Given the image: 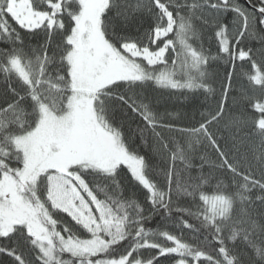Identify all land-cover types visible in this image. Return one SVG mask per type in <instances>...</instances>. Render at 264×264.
<instances>
[{"label":"snow or ice","instance_id":"6c2138e0","mask_svg":"<svg viewBox=\"0 0 264 264\" xmlns=\"http://www.w3.org/2000/svg\"><path fill=\"white\" fill-rule=\"evenodd\" d=\"M0 264H264V0H0Z\"/></svg>","mask_w":264,"mask_h":264},{"label":"trees","instance_id":"16d2710c","mask_svg":"<svg viewBox=\"0 0 264 264\" xmlns=\"http://www.w3.org/2000/svg\"><path fill=\"white\" fill-rule=\"evenodd\" d=\"M241 2L245 3L246 0H241ZM253 43H255V42H253ZM173 103L176 104V108L170 109V110L179 112L181 114V116H183L186 111L189 112V113L191 112V107L187 104L186 101H173ZM181 103H183L185 106L181 107L180 106ZM150 226L155 227V224H152Z\"/></svg>","mask_w":264,"mask_h":264}]
</instances>
